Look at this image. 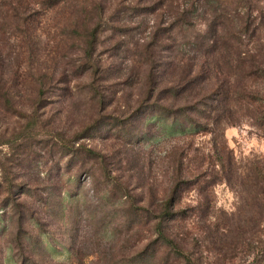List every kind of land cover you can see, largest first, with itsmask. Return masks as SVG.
<instances>
[{
	"label": "trees",
	"instance_id": "1",
	"mask_svg": "<svg viewBox=\"0 0 264 264\" xmlns=\"http://www.w3.org/2000/svg\"><path fill=\"white\" fill-rule=\"evenodd\" d=\"M52 14L58 44L45 49L50 58L35 69L37 28ZM8 34L19 49L7 62L0 59V222L10 218L22 256L25 226H44L20 202L36 194L31 176L44 151L59 156L50 159L54 170L67 160L70 184L79 187L82 173L96 181L98 172L107 182L119 220L106 232L123 244L108 264H208L204 252L214 253L217 264H264V159L241 165L225 140L227 129L246 121L264 138V0H0V43ZM105 42L110 45L102 51ZM126 87L136 92L130 114L120 105ZM59 91L84 112L73 131L40 114L48 94ZM6 117L18 120L12 133L2 130ZM103 129L126 147L136 133L145 147L166 137L189 140L170 153L164 192L137 197L108 154L83 144ZM199 135L211 138L206 157L194 149ZM48 171L54 180L52 167ZM75 171L78 176L71 175ZM225 182L236 188L239 210L247 213L231 222L213 211V189ZM190 192L196 200L187 203ZM68 193L50 191L41 200L63 215ZM71 252L75 264H83L75 241Z\"/></svg>",
	"mask_w": 264,
	"mask_h": 264
},
{
	"label": "rangeland",
	"instance_id": "2",
	"mask_svg": "<svg viewBox=\"0 0 264 264\" xmlns=\"http://www.w3.org/2000/svg\"><path fill=\"white\" fill-rule=\"evenodd\" d=\"M57 32L58 28L53 14L42 20L38 26L36 35L37 42L40 43V53L38 56L39 63L35 65V69L45 64L47 59L49 60L50 56L46 54L45 49H48L49 52L50 48L54 49L57 46ZM48 43L50 45L47 48ZM105 43L102 46V51H105L110 45L108 42ZM0 44V59L6 60V62L10 56L13 58L14 51L19 49L16 41L9 34L8 39ZM103 59H107V54L103 56ZM125 91L124 98L120 100V105L123 111L130 114L136 108V92L130 87H126ZM47 100L49 106L46 110H41L40 114L45 112L44 119L53 118L62 130L73 131L79 121L83 120L84 112L76 107L77 104L79 106L78 101L67 99L63 92L48 94ZM115 108L108 111L112 112ZM116 114L120 115L118 112ZM134 119L136 120L137 117ZM17 122L18 120L15 118H3L2 130L8 129L12 133ZM134 124L135 127L139 125L136 121ZM108 133V130L103 129L101 132H97L92 139L85 140L83 144L97 152L108 154L111 163H114L112 169L121 167L115 174L123 183L128 184L133 189V193L137 197H144V199L158 196V190L164 192L168 186L169 173L172 169L170 153L176 148L184 147L189 142L188 139L166 137L159 141L149 142L150 146L145 147L144 144L137 141L139 136L137 137L138 133H136L133 135L134 144L126 147L116 134L111 133L110 137ZM154 133L157 135L159 131H154ZM225 140L231 154L241 165H245L250 160L264 159V138L250 122L246 121L240 126L227 129ZM192 141L194 142V149H199V157L204 155L206 157L210 153L212 149L210 136L199 135ZM196 153L194 152V155ZM41 155L39 168L31 176L35 177L38 183H32L28 178H20L18 182L32 183L33 188L31 189L36 192L35 196H20V202L26 204L44 226L38 227L35 226V223L25 226L28 234L26 237L21 235V242L24 247V256H22L19 248H17V230L11 227L10 218L4 217V221L0 222V264H22L25 262V258L27 264H75L71 252L74 241L81 251V257H84L83 264H108L111 259H118L121 255L120 247L123 244L113 241L106 231L110 230L111 222L119 220V216L114 217L112 213L111 203L106 196L109 186L101 173H97L98 180L96 181L89 179L82 173L81 179H79L81 183L77 187L76 183L70 184L68 181L71 178L66 171L67 160H60L61 165H59L58 171L54 170V163L51 164L52 160L50 161V159L54 158L57 161L59 156L50 157L44 151ZM122 157H126L125 159L128 161L125 160L121 163L118 159ZM46 160L49 161V164L45 166ZM187 164L192 171L195 162L191 155ZM49 167H52L51 173L52 179L55 178L54 180H50ZM78 173L75 171L71 175L78 176ZM21 188L24 189L25 187L21 186ZM67 188L71 194H66V211L63 215L59 210L43 204L41 199H46L50 191L56 196L63 193ZM20 191L21 189L18 192L20 193ZM73 195L76 196V199H73ZM195 200L196 196L193 192L186 195L185 201L187 203ZM240 204L236 188L226 182L220 183L213 189L215 217L223 216L225 222H231V217L237 213L244 217L247 213L243 211L241 213ZM191 232L192 237H199L198 234L194 233L195 230ZM204 245L206 244L204 243ZM202 257L203 261L208 264H217L219 259L211 252H204ZM76 264L79 263L76 261Z\"/></svg>",
	"mask_w": 264,
	"mask_h": 264
}]
</instances>
